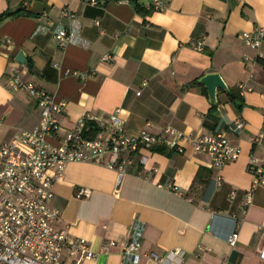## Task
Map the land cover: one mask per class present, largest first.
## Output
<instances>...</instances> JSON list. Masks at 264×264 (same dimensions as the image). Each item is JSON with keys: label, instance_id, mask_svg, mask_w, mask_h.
<instances>
[{"label": "crops", "instance_id": "obj_1", "mask_svg": "<svg viewBox=\"0 0 264 264\" xmlns=\"http://www.w3.org/2000/svg\"><path fill=\"white\" fill-rule=\"evenodd\" d=\"M90 1L0 0V15H8L0 22V146L39 123L34 98L6 87L19 70L22 80L65 103L57 116L64 128L86 113L106 119L117 111L127 134H161L168 126L192 136L219 133L241 155L213 167L189 146L183 153L157 147L142 150L143 165L137 156L121 177L104 165L74 162L53 186V229L86 240L97 253L115 243L82 264H123L121 246L135 221L143 228L139 264H264V186L247 201L248 160H264V39L251 49L241 38L264 27V0H162V11L149 10L151 0ZM64 10L74 16L62 17ZM56 26L72 34L64 49L52 38ZM208 72L222 77L227 92L250 88L240 108L223 90L211 105L198 83ZM237 117L244 127L236 133ZM79 189L89 195L78 197ZM173 248L185 255L168 256Z\"/></svg>", "mask_w": 264, "mask_h": 264}, {"label": "built area", "instance_id": "obj_2", "mask_svg": "<svg viewBox=\"0 0 264 264\" xmlns=\"http://www.w3.org/2000/svg\"><path fill=\"white\" fill-rule=\"evenodd\" d=\"M89 3L95 5L96 0ZM150 9L162 11L164 2L151 0ZM61 16L69 18L74 15L64 10ZM71 35L61 26L52 30V38L60 49L72 41ZM241 38L246 46L257 49L264 39V27L246 31ZM6 43L11 42L7 40ZM195 48L203 50L200 43ZM111 58L105 56L103 61H110ZM6 87L13 91L25 90L34 98L39 123L30 131H19L0 146V264H82L94 260L98 253L108 252L115 245L106 241L97 253L89 248L86 240L52 227L53 221L59 217V212L50 206L53 186L61 182L67 166L74 162L104 165L117 171L121 177L129 167L137 166L135 159L142 150H155L157 147L183 153L184 148L189 146L195 152L206 155L213 167L233 162L241 155L239 145L231 144L224 134L219 133L192 136L168 126L161 134H152L144 129L137 135L127 134L117 111L106 119L86 113L72 126L64 128L57 116L64 112L65 103L56 101L32 82L22 80L19 70L11 73ZM238 89L240 96L250 90L242 84ZM243 127V121L237 117L232 131L237 133ZM261 138L262 134H258L251 141L257 143ZM138 159L139 165L146 160L143 155ZM247 170L252 178L247 193L249 202L253 190L264 186V160L251 156ZM170 189L181 195L177 187L171 185ZM76 195L87 197L89 192L79 189ZM233 197L234 193L231 194ZM235 224L238 227L240 222L237 220ZM236 227L226 238L230 247L235 246L238 240ZM142 231L140 222L132 223L129 239L121 246L123 264H139ZM184 255L183 251L175 248L168 252V256L175 258ZM261 257L264 258V252Z\"/></svg>", "mask_w": 264, "mask_h": 264}, {"label": "water", "instance_id": "obj_3", "mask_svg": "<svg viewBox=\"0 0 264 264\" xmlns=\"http://www.w3.org/2000/svg\"><path fill=\"white\" fill-rule=\"evenodd\" d=\"M16 61L19 62V64L23 65L25 63V56L22 52H17L16 54ZM198 83L201 84L208 93V99L211 105L217 104V91L223 90L224 92H227V86L224 83V80L218 73H210L203 75L201 78H199Z\"/></svg>", "mask_w": 264, "mask_h": 264}, {"label": "trees", "instance_id": "obj_4", "mask_svg": "<svg viewBox=\"0 0 264 264\" xmlns=\"http://www.w3.org/2000/svg\"><path fill=\"white\" fill-rule=\"evenodd\" d=\"M7 17H8L7 14L2 13L0 15V22L3 20V18L5 19ZM29 67L31 68V65ZM203 93L206 94V91L204 89H203ZM226 95H227L229 101H231V102H236V99H238L240 104L237 103V107H239V108L241 107L242 99H241V96H239V93L237 91H235V92L234 91H228L226 93ZM213 106L215 107V105H213Z\"/></svg>", "mask_w": 264, "mask_h": 264}]
</instances>
